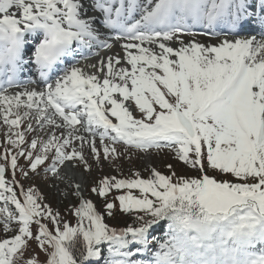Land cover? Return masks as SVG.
<instances>
[{"label":"snow or ice","instance_id":"6c2138e0","mask_svg":"<svg viewBox=\"0 0 264 264\" xmlns=\"http://www.w3.org/2000/svg\"><path fill=\"white\" fill-rule=\"evenodd\" d=\"M220 24L224 33L216 31ZM254 25L259 36L240 35ZM196 26L223 38L202 43ZM113 43L130 68L118 54L89 64L91 73L59 67ZM33 62L40 90L19 79ZM53 71L60 72L54 80ZM25 119L23 131H13ZM0 120L15 149L0 154V264H41L23 258L29 240L47 252L42 264H86L105 245L104 264H264V0H0ZM37 130L43 135L25 140ZM118 144L168 148L197 174L152 168L147 178L105 176L90 189L103 198L102 210L70 184L79 197L70 209L77 223L62 228L59 212L15 179L18 168L28 178L20 156L37 175L40 165L64 180L66 162L91 167L85 145L109 159L121 155ZM111 190L118 195L109 200ZM117 206L135 213L136 223L109 226L104 214L114 217ZM161 221L163 238L149 239Z\"/></svg>","mask_w":264,"mask_h":264},{"label":"rangeland","instance_id":"374dc122","mask_svg":"<svg viewBox=\"0 0 264 264\" xmlns=\"http://www.w3.org/2000/svg\"><path fill=\"white\" fill-rule=\"evenodd\" d=\"M24 121H26V119ZM33 124L35 125L34 121ZM16 130L19 129H14L13 131ZM7 131L8 127L4 125L2 120H0V150L2 148H11L13 151H15L11 144L8 143V145H6L5 143V133ZM37 135L43 134L40 133L39 130L35 131L34 134H32V136ZM30 138L32 139V137ZM28 140L29 138H27V141ZM96 143L97 146H99V141H97ZM76 146L79 147V144L76 143ZM116 147L121 153L118 158L111 157L109 159H105L101 150V155L99 159H97V157L91 155L87 145H85L84 155L91 167L86 170L82 163L73 166L72 164L66 162L59 168L61 176H63L66 181L53 177L51 173H45L43 170V166L40 165H38L39 175H37L34 171L27 168V161L23 156H20L17 159V163L19 166L24 167L28 171V178H25L20 173L18 168V171L16 170L15 179L19 181V183L22 184L25 189L29 187L34 188V190L40 193L42 197V203L48 204L53 212H59L62 228L64 221H67L70 226H75L77 223V217L74 216L70 209L73 205H78L79 197L70 194L74 192V188L70 187V184L74 183L80 185V191L83 198L91 200L97 210H102L103 198L98 197L96 194L92 193L90 189L98 184L99 181L105 176H117L118 178H126L132 176L133 172H138L141 177L147 178L150 174V169L152 168H155L165 175H171L173 171L177 176H195L197 174L195 170L180 162L176 158L174 151L168 148H164L159 151L156 149H151L148 152H143L135 148L129 149L123 144H118ZM47 162L50 163V160L46 161V163ZM4 163L5 160L3 158H0V164ZM169 164L172 166L171 169L166 167V165ZM69 166L71 167V169H66V167ZM18 173L21 178L17 177ZM72 174H75L77 176L76 180L73 179ZM6 178L11 179V174L8 169L6 171ZM173 180L175 181V177H173ZM133 191L134 193L138 194L137 190ZM116 195H118L117 191L111 190L108 193V199L112 200ZM134 215L135 213L128 214L121 212L117 206V208L115 209V216L108 217L106 214H104V219L105 222L109 224V226L119 228L126 227L128 224H135L136 222L133 218ZM43 222L48 224L50 228L52 227L49 221ZM33 230H35L34 227ZM154 231H159V227H157ZM154 231H151V235ZM7 235H12V232H9ZM4 237L5 233L3 232L2 228H0V239H3ZM32 256H35L41 262V264L47 256V252L38 247L35 240H29L28 246L23 253L24 259H28ZM138 257L140 258V255ZM149 257L150 256L146 257V259H150ZM88 263L89 261L86 262V264ZM17 264H23V260H18Z\"/></svg>","mask_w":264,"mask_h":264},{"label":"bare ground","instance_id":"6f19581e","mask_svg":"<svg viewBox=\"0 0 264 264\" xmlns=\"http://www.w3.org/2000/svg\"><path fill=\"white\" fill-rule=\"evenodd\" d=\"M198 37L196 38L197 40H199L200 42H202V43H204L205 42V39L203 38V37H201L200 36V34L199 35H197ZM218 39H216V41H217ZM120 51H121V49L118 47V46H114L113 48H112V52H108V56L109 55H119L120 54ZM103 57V56H102ZM125 67V66H124ZM38 90V89H37ZM21 109V111H25L26 109H24L23 107H21L20 108ZM13 111H16V109H13ZM35 115V113H33V116ZM70 168V167H69ZM68 168V169H69ZM71 169V168H70ZM71 171V170H70ZM72 172V171H71ZM73 175V179H75L76 180V178H77V176L75 175V174H72ZM64 181H66L65 179H64ZM66 183V182H65Z\"/></svg>","mask_w":264,"mask_h":264}]
</instances>
